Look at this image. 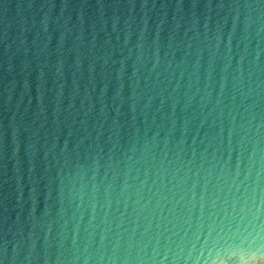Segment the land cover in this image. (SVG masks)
Returning a JSON list of instances; mask_svg holds the SVG:
<instances>
[{
  "label": "water",
  "instance_id": "water-1",
  "mask_svg": "<svg viewBox=\"0 0 264 264\" xmlns=\"http://www.w3.org/2000/svg\"><path fill=\"white\" fill-rule=\"evenodd\" d=\"M0 264H264V0H0Z\"/></svg>",
  "mask_w": 264,
  "mask_h": 264
}]
</instances>
